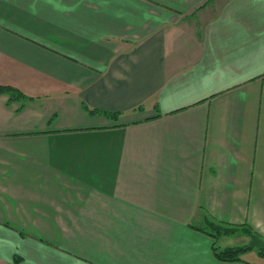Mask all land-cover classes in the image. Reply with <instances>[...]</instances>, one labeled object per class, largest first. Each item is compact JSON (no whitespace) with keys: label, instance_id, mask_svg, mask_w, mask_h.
I'll use <instances>...</instances> for the list:
<instances>
[{"label":"crops","instance_id":"crops-1","mask_svg":"<svg viewBox=\"0 0 264 264\" xmlns=\"http://www.w3.org/2000/svg\"><path fill=\"white\" fill-rule=\"evenodd\" d=\"M0 86V264H264V0H0Z\"/></svg>","mask_w":264,"mask_h":264},{"label":"trees","instance_id":"trees-1","mask_svg":"<svg viewBox=\"0 0 264 264\" xmlns=\"http://www.w3.org/2000/svg\"><path fill=\"white\" fill-rule=\"evenodd\" d=\"M10 89L11 88L8 86H0V91L2 90L9 91ZM239 227H242L244 231H246L251 235L250 242L240 246L225 247L223 249L218 248L217 245L215 244L214 254L216 255L217 258L225 261L240 260L242 259L241 253H244L245 251L253 248H255L259 254L264 255V238L253 232L247 226H236V225L226 226V224L221 222H217V223L210 222L209 229H203V230H205L207 233L212 235L215 238V242H216V238L219 235L232 233L235 229Z\"/></svg>","mask_w":264,"mask_h":264},{"label":"rangeland","instance_id":"rangeland-1","mask_svg":"<svg viewBox=\"0 0 264 264\" xmlns=\"http://www.w3.org/2000/svg\"><path fill=\"white\" fill-rule=\"evenodd\" d=\"M225 239H229V244L235 245V244H241L242 241H240L237 237H227ZM223 240V237L219 238L218 243H221ZM258 251L256 249H250L248 251H245L244 253H241V257L244 259L251 260L255 263H260L262 262L261 258H258Z\"/></svg>","mask_w":264,"mask_h":264}]
</instances>
